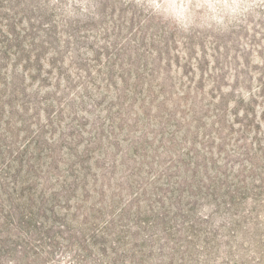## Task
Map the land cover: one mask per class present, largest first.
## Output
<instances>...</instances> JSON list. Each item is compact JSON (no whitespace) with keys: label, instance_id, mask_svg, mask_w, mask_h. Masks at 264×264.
I'll return each mask as SVG.
<instances>
[{"label":"rangeland","instance_id":"374dc122","mask_svg":"<svg viewBox=\"0 0 264 264\" xmlns=\"http://www.w3.org/2000/svg\"><path fill=\"white\" fill-rule=\"evenodd\" d=\"M0 13L20 34L0 20V264L28 212L60 236L52 264H128L143 239L145 264H264V0Z\"/></svg>","mask_w":264,"mask_h":264},{"label":"trees","instance_id":"16d2710c","mask_svg":"<svg viewBox=\"0 0 264 264\" xmlns=\"http://www.w3.org/2000/svg\"><path fill=\"white\" fill-rule=\"evenodd\" d=\"M12 13L13 16H15L16 18L18 17V13L13 10L12 8L9 9ZM21 16V15H20ZM0 20H4L7 24L4 25V29H5V34L6 36H8L9 38L13 39H17L18 36L20 35L19 33H16L15 27L19 26V23H17L14 18H5L1 13H0ZM31 20H27L26 25L28 27V29H31L32 26L30 24ZM16 22V23H15ZM2 24L0 23V29H1ZM21 32L25 33L26 31L24 29L21 28ZM1 33V31H0ZM1 41H0V55H5L6 52H2V49H9L11 48L10 46V39L5 37V36H1ZM1 61V60H0ZM0 68H2V65L0 64ZM1 85L4 86L5 84L1 81ZM35 214L32 212H28V215H23L22 216V222L21 225H23V227L25 228V233H24V238H17L19 239V241L21 242V244L18 245V251L17 253V258L15 259V261L18 264H52V263H57L58 260H54L51 258V252L49 251L52 247V242L54 243L57 237H60L59 234L57 235V237L55 236H47V232L49 229V225L46 224L45 226L38 221H35L34 219ZM147 223H145L144 221H138V223H136V227H138L139 229H143L142 225L146 226ZM65 226L64 224H59L58 229H64ZM37 230L38 233H41L42 236L40 238H33L32 236V232L31 231ZM30 231V232H29ZM132 235L131 232H129L128 230L126 231H120L119 234L114 235V239L112 240V246H110L108 249L111 251V253L113 255H115V246L121 247L124 246V248H126V246L129 245V243L127 242V237H125V235ZM104 233L101 232L100 236H103ZM95 236H88V241L90 243V245H94V242H92V240H94ZM60 239V238H59ZM136 239V238H135ZM81 247L79 249H81V251L83 249H86L82 246H78ZM146 247L145 244V240H141V245H140V249L136 250L135 248H131V250L137 255V257H134L132 260H128V264H145V257L146 254L144 252V249ZM103 252V250H100ZM260 260V258H258ZM120 264H123V262H120Z\"/></svg>","mask_w":264,"mask_h":264}]
</instances>
